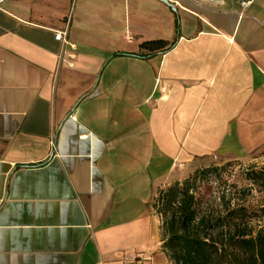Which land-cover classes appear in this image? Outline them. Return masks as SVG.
Here are the masks:
<instances>
[{
    "label": "crops",
    "instance_id": "0c3cea01",
    "mask_svg": "<svg viewBox=\"0 0 264 264\" xmlns=\"http://www.w3.org/2000/svg\"><path fill=\"white\" fill-rule=\"evenodd\" d=\"M167 1L1 4L0 264H172L158 188L264 149V0Z\"/></svg>",
    "mask_w": 264,
    "mask_h": 264
},
{
    "label": "trees",
    "instance_id": "16d2710c",
    "mask_svg": "<svg viewBox=\"0 0 264 264\" xmlns=\"http://www.w3.org/2000/svg\"><path fill=\"white\" fill-rule=\"evenodd\" d=\"M167 45L156 38L142 41L139 48L156 51ZM203 172L196 170L192 176ZM250 178L264 191V168L253 170ZM156 196L162 248L172 264H264V201L253 209L237 203L201 212L190 187L178 183L165 191L158 188ZM254 221L263 223L254 227Z\"/></svg>",
    "mask_w": 264,
    "mask_h": 264
},
{
    "label": "rangeland",
    "instance_id": "374dc122",
    "mask_svg": "<svg viewBox=\"0 0 264 264\" xmlns=\"http://www.w3.org/2000/svg\"><path fill=\"white\" fill-rule=\"evenodd\" d=\"M261 168H264V149L240 158L211 155L189 165L185 170L178 168L170 183L162 189L165 191L175 183L179 186L188 185L201 212H218L226 205L232 207L237 203L253 209L264 201V191L250 178L253 170ZM196 170L204 172L194 178L192 175ZM156 197L158 198V195ZM156 197L152 201L155 212L159 208V205L156 207V204H153L157 200ZM262 223L254 221L253 225L258 227Z\"/></svg>",
    "mask_w": 264,
    "mask_h": 264
},
{
    "label": "built area",
    "instance_id": "2783aa9c",
    "mask_svg": "<svg viewBox=\"0 0 264 264\" xmlns=\"http://www.w3.org/2000/svg\"><path fill=\"white\" fill-rule=\"evenodd\" d=\"M4 0H0V6L3 3ZM245 3H242V5L244 6ZM66 31H55L54 32V39L57 41H60L63 44H67L71 47V49H74V45L73 44H69L68 40L66 39ZM216 158V156H214Z\"/></svg>",
    "mask_w": 264,
    "mask_h": 264
},
{
    "label": "water",
    "instance_id": "95a60500",
    "mask_svg": "<svg viewBox=\"0 0 264 264\" xmlns=\"http://www.w3.org/2000/svg\"><path fill=\"white\" fill-rule=\"evenodd\" d=\"M160 1L166 3V4L169 5L171 8L174 9L173 5H172L171 3H169L167 0H160Z\"/></svg>",
    "mask_w": 264,
    "mask_h": 264
}]
</instances>
